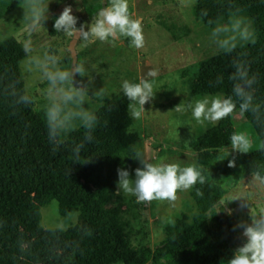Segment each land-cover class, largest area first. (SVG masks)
<instances>
[{
	"label": "trees",
	"instance_id": "trees-1",
	"mask_svg": "<svg viewBox=\"0 0 264 264\" xmlns=\"http://www.w3.org/2000/svg\"><path fill=\"white\" fill-rule=\"evenodd\" d=\"M24 3L0 0V18ZM243 11L252 18L254 39L201 60L190 85L193 95L230 94L231 62L240 56L257 74L255 95L264 100V0H195L193 6L194 16L204 24ZM54 18L50 34L55 33ZM25 56L23 44L14 36L0 40V264H221L231 257L206 232L208 210L233 228L230 215L216 213L222 210L219 201L224 194L218 176L194 185L191 194L197 212L190 222L169 227L153 247L133 243L118 219L120 199L106 188L116 183L119 167L127 168L138 140L127 99L120 90L100 100L94 111L98 122L93 142L85 144L79 161H73L71 148L83 139L80 125L61 136L64 143L53 153L45 114L34 101L17 105L9 93L12 82L18 92H27L20 70ZM217 75L224 77L223 83H216ZM240 114L259 141L248 153H239L240 168L247 174L257 170L264 174V127L257 126L249 114ZM234 131L229 115L197 135L191 147L198 160L206 163L212 151L230 145ZM52 199L57 201L64 229L40 223V208ZM74 212L77 222L71 226Z\"/></svg>",
	"mask_w": 264,
	"mask_h": 264
},
{
	"label": "rangeland",
	"instance_id": "rangeland-1",
	"mask_svg": "<svg viewBox=\"0 0 264 264\" xmlns=\"http://www.w3.org/2000/svg\"><path fill=\"white\" fill-rule=\"evenodd\" d=\"M194 2L195 0H129L133 18L139 17L142 20L145 44L140 49L132 48L128 39L123 37L112 42L96 41L87 46H82V41L75 38L74 52L71 53L69 43L74 37L58 32L49 33L52 18L57 17L64 6H72L79 26L80 23H90L91 17L99 8L106 6L109 0H51L45 29L35 33L30 32L22 20L24 3L0 18V40L14 36L23 45L30 40L32 55L42 56L45 52H52L60 58L62 67H74L79 60V64L84 65L91 77L90 94L91 91L104 89L103 95L86 100L83 107L89 111L94 112L101 104L100 100L118 93L122 80L147 79L153 86L154 96L144 105L145 112L142 116L133 119L132 128L138 133L135 146L144 152L150 162L163 160L169 163L195 164L204 170L205 180L218 176L224 188L219 203L229 193L239 194L247 199V207H241L239 200L226 202V207L232 210L230 217L233 228L214 217L212 210L206 211L208 237L232 253L242 243L241 229L235 226L241 221L250 222L249 215H259L264 210V188L253 182L252 174L242 171L238 160L239 152L232 151L230 145L212 151L206 163L200 162L191 142L217 122L200 124L192 119L190 111L181 114L175 112L174 108L186 100L221 94H192L190 85L198 75V63L221 51L252 42L255 37L254 27L252 18L244 11L204 24L193 14ZM242 29L249 33L246 39L239 34ZM20 70L25 89L33 97L35 108L46 114L49 106L47 82L38 71L29 70L27 55L20 61ZM153 70L156 75L149 76L148 73ZM88 76L76 75L74 79L77 83H87ZM230 121L236 131L245 132L250 137L249 150L259 145L251 126L238 111L230 115ZM79 125L77 118L73 121L71 131ZM227 151L230 152L228 157ZM229 159H234V167L228 166ZM140 166L137 160L130 158L127 165L130 176L134 178L133 170ZM193 187L185 191L177 190L175 201L137 203L130 194H118L116 183L106 186L109 192L116 193L120 199L118 219L130 240L149 247L160 243L169 227L191 221L192 215L197 212L191 194ZM220 205L222 206L221 203ZM40 213L43 227H67L61 221L55 199L42 206ZM76 222L77 212H74L69 225Z\"/></svg>",
	"mask_w": 264,
	"mask_h": 264
},
{
	"label": "clouds",
	"instance_id": "clouds-1",
	"mask_svg": "<svg viewBox=\"0 0 264 264\" xmlns=\"http://www.w3.org/2000/svg\"><path fill=\"white\" fill-rule=\"evenodd\" d=\"M51 2V0H50ZM45 0H25L23 21L30 32H39L45 29L44 24L48 20V5ZM63 2V0H58ZM78 17L73 14L71 5H66L60 14L54 18L53 28L55 32L62 33L68 37H74L82 41V46H87L96 41L112 42L120 38H127L129 45L134 49H140L145 44L142 29V20L133 18L129 10V0H109L106 6L99 8L90 23H80ZM239 25H237V28ZM242 38H247L249 33L246 29L239 32ZM23 50L28 56L29 70L38 71L41 78L47 82L46 95L49 106L46 110L47 138L51 150L55 153L64 143L62 135H66L73 128V121L79 119L80 126L84 129L83 139L74 143L71 148L73 161L81 159V150L86 143L93 142V130L97 126L98 117L95 112L83 107L86 100L92 96L104 94V89L91 91V77L83 64L74 67L60 66V58L52 52H45L42 56L32 55L33 47L30 40L25 41ZM233 71L228 79L231 81V93L228 95H204L195 100H186L178 104L174 111L177 113H191L192 119L197 123H215L228 117L234 111L249 114L255 124L264 127V100L255 95L257 74L250 71L249 62L237 56L232 60ZM88 76V82L74 79ZM149 76H155L156 72L150 71ZM224 77L217 75V84L223 83ZM10 95L17 105H29L33 97L24 91H17L15 82L8 86ZM120 90L127 99V113L133 119H139L145 112L144 105L153 96V86L147 79L137 82L124 79L120 84ZM77 107L79 110H77ZM230 149L234 152L248 153L251 140L247 133L234 131L230 137ZM227 157L230 152L227 151ZM128 157L138 161L141 165L135 168L134 178L130 176L125 167L117 169L118 179L116 181L118 194L123 192L135 197L137 203L153 200L175 201L177 190L185 191L191 189L195 184L204 183V170L195 164H181L176 162H150L144 152L132 146L131 155ZM228 166L234 167V159L228 160ZM253 182L264 188V174L259 170L252 174ZM241 202V207H247V199L239 194L231 193L225 195L222 210L232 214V210L226 207V202ZM250 222H239L235 227L241 229L242 243L232 251L227 261L221 264H264V210L259 215H249ZM235 230V229H234ZM90 234V230H86Z\"/></svg>",
	"mask_w": 264,
	"mask_h": 264
},
{
	"label": "water",
	"instance_id": "water-1",
	"mask_svg": "<svg viewBox=\"0 0 264 264\" xmlns=\"http://www.w3.org/2000/svg\"><path fill=\"white\" fill-rule=\"evenodd\" d=\"M74 43H75V38L71 39V41L69 43V49H70L71 53L74 52V48H73Z\"/></svg>",
	"mask_w": 264,
	"mask_h": 264
}]
</instances>
